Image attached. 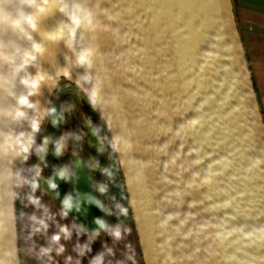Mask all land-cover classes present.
<instances>
[{
    "label": "water",
    "instance_id": "obj_1",
    "mask_svg": "<svg viewBox=\"0 0 264 264\" xmlns=\"http://www.w3.org/2000/svg\"><path fill=\"white\" fill-rule=\"evenodd\" d=\"M83 3L94 24L69 40L59 0H48L33 32L43 51L0 87V264H20L14 192L60 73L100 115L143 264H264V118L231 0ZM82 49L90 65L76 64ZM10 74L6 64L0 76ZM52 113L56 131L60 106ZM52 180L84 228L102 224L91 186L68 194L58 165Z\"/></svg>",
    "mask_w": 264,
    "mask_h": 264
},
{
    "label": "crops",
    "instance_id": "obj_2",
    "mask_svg": "<svg viewBox=\"0 0 264 264\" xmlns=\"http://www.w3.org/2000/svg\"><path fill=\"white\" fill-rule=\"evenodd\" d=\"M231 3L264 118V0ZM75 122L68 123L61 137L66 167L62 183L67 193L69 187L91 186L102 206L103 222L84 228L44 185L53 184L52 177L41 180L33 174L24 184L16 214L20 264H143L117 169L114 176V164L106 156L111 152L107 139L86 118Z\"/></svg>",
    "mask_w": 264,
    "mask_h": 264
},
{
    "label": "clouds",
    "instance_id": "obj_3",
    "mask_svg": "<svg viewBox=\"0 0 264 264\" xmlns=\"http://www.w3.org/2000/svg\"><path fill=\"white\" fill-rule=\"evenodd\" d=\"M47 2L48 0H7L10 6H5V3L0 4V26L31 42V47L25 49L16 45L14 41H0V62L11 68L10 75L0 76V87L10 84L15 76L23 71L30 61H35L37 54L43 51L41 44L34 40L33 32L38 28L40 17L46 12L44 5ZM59 3V11L67 17V22L58 26V33L61 36L66 33L68 39L73 40L81 27L93 26L94 13L85 6L82 0H59ZM92 55L90 49H82L76 56L75 62L79 66L90 65ZM65 74L70 75L67 71ZM22 82L25 85L30 84L27 79ZM18 103L29 105L26 96H21ZM23 115L24 113L20 111L15 113L16 118ZM68 206H71L70 203Z\"/></svg>",
    "mask_w": 264,
    "mask_h": 264
},
{
    "label": "rangeland",
    "instance_id": "obj_4",
    "mask_svg": "<svg viewBox=\"0 0 264 264\" xmlns=\"http://www.w3.org/2000/svg\"><path fill=\"white\" fill-rule=\"evenodd\" d=\"M58 78L59 79L55 80L56 85L53 88L52 98L48 104L47 110H45V112L43 113V117L41 118V121L39 122V125L37 127V131L35 133L33 142L28 149V152L25 156V159L23 160V163H22V166H21V169L19 172L20 178H18V180H17V186H16V189L14 192V196H16L17 193L22 196L23 191H24V184L27 181V178L31 179L33 174L37 175V174L42 173V168L40 167L41 158L44 155L47 158L49 153H51V149H52V147L50 145L51 137H53V141H54V132L51 128L53 126L54 120L56 121L55 116H53L52 110L54 109V107L60 106L59 100H58L59 96L55 97V95H53L54 91L56 90L57 87H60L58 89L59 93L72 92L73 90L70 88V86H68L69 87L68 88L64 84H67V85L71 84V86H76L72 81H70V79H67L66 76L61 74V73L58 75ZM63 88L65 90H63ZM66 100L69 101V104L71 105V109L73 111L70 119H66L67 124L68 123L73 124V122H75V121H76L75 122L76 124L83 123L84 119L86 118L90 125L92 124V125H96L97 127H99L104 134V138L107 139V132L105 131L104 126L102 124V121L100 120V115L97 111H95L94 108L91 109V108L87 107V112H85L84 110L77 108V106H76L77 103L74 100L71 101L70 98L69 99L67 98ZM75 100H77L78 103L82 102L80 100V98H78L77 96H75ZM64 106H65V104H64ZM62 111H63V114L65 115L66 111H67V106L63 107ZM88 112H90V113H88ZM88 116L91 117L92 122L89 120V118H87ZM61 121L62 120H60V122ZM49 125L51 128L49 127ZM59 126L60 125H58L57 136L62 137V134H63V131L65 130V128H62L61 132H59ZM59 137L56 138L57 141H58ZM49 139H50V141H49ZM107 149H108V147H107ZM48 150H49V153H48ZM106 156H107L108 161L110 163H114L112 153L110 154V152H108ZM55 160L58 161L56 158H55ZM46 162H47V160H46ZM113 167H114V168H112L114 170L113 175L116 176V173H115L116 167H115V165H113ZM45 184L46 183H44V185ZM51 188L54 189V186H52V184H51ZM15 214H16V210H15Z\"/></svg>",
    "mask_w": 264,
    "mask_h": 264
},
{
    "label": "flooded vegetation",
    "instance_id": "obj_5",
    "mask_svg": "<svg viewBox=\"0 0 264 264\" xmlns=\"http://www.w3.org/2000/svg\"><path fill=\"white\" fill-rule=\"evenodd\" d=\"M70 81H72L76 86H71V84L69 85H67V84H64L65 86H70V88L73 90L72 92H66V93H59L58 92V89L60 88V87H57L56 88V90L54 91V93H53V95H55V97H57V96H59V104H60V108H61V115H62V118L60 119V120H62L61 122H60V120L58 121V125H60L59 126V132H61V129L62 128H68V124H67V122H66V119H70V117H71V115H72V113H73V111H72V109H71V105L69 104V101H67L66 99L68 98H70L71 99V101H75L76 103H77V108L79 109H82V110H84L85 112H87V107H89V108H91V109H95V111H97L96 110V108H95V106L90 102V100H89V98L87 97V95H86V93L84 92V90L79 86V84L76 82V81H73L72 79H70ZM63 85V86H64ZM69 88V87H68ZM63 90H65L64 88H63ZM58 92V93H57ZM75 96H77L78 98H80V100L83 102H81V103H78L77 102V100H75ZM64 104H65V106H67V111H66V114L64 115L63 114V111H62V108L63 107H65L64 106ZM85 105V106H84ZM76 112V111H75ZM89 115V114H88ZM54 116V115H53ZM90 117V116H89ZM89 117H87V118H89ZM91 118V117H90ZM90 120V119H89ZM54 123H55V120H54V122H53V126H52V128L50 127V125H49V127L53 130V132H54V135H56V138H58L59 136H57V133H58V131L56 130H54ZM66 123V124H65ZM89 124V123H88ZM62 125V126H61ZM91 126V125H90ZM61 127V128H60ZM105 129V128H104ZM49 141H50V139H49ZM63 138H62V140H61V137H59V139H58V141L56 140V147H57V150H58V155H59V160L58 161H56L55 160V154H54V141H53V137H51V142H50V145H51V147H52V149H51V153H49V150H48V153H49V155L47 156V158L45 157V155L44 156H42V158H41V161H40V167L42 168V173H40V174H37V176H38V178L39 179H43L44 180V177H46V176H50V177H52V174H54V172H56V166L58 165L59 166V173H60V176H61V178H63V175L65 174V165H64V163H63V155L65 154V151H64V149H63V147H62V145H63ZM61 148H60V147ZM46 160H47V162H46ZM67 172V171H66ZM52 180V179H51ZM52 182H53V180H52ZM46 185V184H45ZM51 185V184H50ZM47 186V185H46ZM52 186H54V182H53V184H52ZM54 189H55V186H54Z\"/></svg>",
    "mask_w": 264,
    "mask_h": 264
},
{
    "label": "snow or ice",
    "instance_id": "obj_6",
    "mask_svg": "<svg viewBox=\"0 0 264 264\" xmlns=\"http://www.w3.org/2000/svg\"><path fill=\"white\" fill-rule=\"evenodd\" d=\"M5 2H6V0H0V4H3ZM82 2H83V0H82ZM87 28H88L87 26L81 27L79 29L78 35H84V34H86ZM6 36H7L6 29H4L2 26H0V41H4L5 38H6ZM5 65H6L5 63L0 62V72H2L4 70Z\"/></svg>",
    "mask_w": 264,
    "mask_h": 264
},
{
    "label": "trees",
    "instance_id": "obj_7",
    "mask_svg": "<svg viewBox=\"0 0 264 264\" xmlns=\"http://www.w3.org/2000/svg\"><path fill=\"white\" fill-rule=\"evenodd\" d=\"M21 195L20 194H16V196H15V210H16V214H17V209H18V205H19V200L21 199ZM131 221H132V219H131ZM132 223H133V221H132Z\"/></svg>",
    "mask_w": 264,
    "mask_h": 264
}]
</instances>
